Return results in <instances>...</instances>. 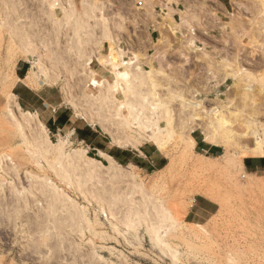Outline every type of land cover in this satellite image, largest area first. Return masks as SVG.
I'll return each instance as SVG.
<instances>
[{"label":"rangeland","instance_id":"rangeland-1","mask_svg":"<svg viewBox=\"0 0 264 264\" xmlns=\"http://www.w3.org/2000/svg\"><path fill=\"white\" fill-rule=\"evenodd\" d=\"M190 41L195 49L184 61ZM113 43L125 62L135 58L141 69L162 72L155 89L163 98H170L166 84L185 97L170 103V122L157 116L162 150L153 143L154 128L125 129L122 147L83 119L98 103L100 85L116 78L103 65ZM235 59L246 74L232 78ZM17 65L25 73L20 80ZM224 72L229 76L222 79ZM239 79L255 97L264 88V0H0V264H264V168L243 167L255 137L236 123L239 139L230 150L195 149L202 121L233 112L227 101ZM15 85L43 99L44 107L36 97L26 99L39 115L19 107ZM112 91L114 105L134 97ZM183 98L203 109L185 128L174 114ZM255 118L264 130V112ZM94 136L135 153L150 149L154 157L117 164L116 176L109 160L92 150L96 143L80 140ZM15 199L19 207L10 204ZM158 210L167 216L159 243L151 236Z\"/></svg>","mask_w":264,"mask_h":264},{"label":"bare ground","instance_id":"bare-ground-1","mask_svg":"<svg viewBox=\"0 0 264 264\" xmlns=\"http://www.w3.org/2000/svg\"><path fill=\"white\" fill-rule=\"evenodd\" d=\"M16 1H18V0H16ZM10 4H8V5L10 6ZM50 6H53V4H51ZM198 6H199V4H198ZM12 8H14V7H12ZM186 12H188V10H186L185 12H182V14H181L182 15V17H181L182 22L181 23H183V24H185L187 22V18H190V17H187L190 15H188L189 13L187 14ZM193 15H195V14H193ZM159 26L157 27V30H158V28L160 29L162 25L160 27ZM180 26L181 25H179V27ZM173 28H175V25ZM176 29L178 30V28H176ZM16 30H17V28H16ZM170 30L171 29H169V31ZM176 32H175V30H172L173 35L177 34ZM159 33H160V31H159ZM11 34H13V32ZM12 36L14 38V35H12ZM12 36H11V39H13ZM161 40H159L157 42L159 45L161 43ZM78 41H80V40L78 39ZM113 45H114V43H113ZM114 46H116V44ZM25 48H27V47H25ZM184 48L186 49L184 51L185 53L181 54V56H182V59L184 61H187L188 55L186 56V54L190 53L191 50H194L195 45L192 41L186 42ZM29 51L30 50L27 48L26 52H29ZM162 53L164 54V52H162ZM32 54H33V52H32ZM162 55H161V57H162ZM123 56L124 55H122L121 50L117 46H116V49H112V51L109 53V55L106 56L107 60H106V62H103V65H105V63H106L108 66H110L111 69L113 70V71L112 70H110V71L114 72L113 74H115L116 78H115V80H113V82H112L113 84L111 83V85L106 86L104 83L100 85V87H101L100 92L101 93L99 92V94H100V97L98 96L99 99L96 97L97 96L96 94L94 95L95 98L93 97L94 100L98 103L96 105L92 104L93 110H90L89 108L85 110V112L82 114L83 119L88 124H90V125L95 124L102 131H104L109 136L112 144L117 145V146H122V147L127 146V142H125L120 137V135L124 133L125 129L134 126V127H136V129H138L141 133L144 134L146 130L154 128L155 131L152 132V130H151V132H152L151 137H152L153 143L158 150H162L163 149L162 143L158 139V135H160L162 132H161L160 127L158 126L159 121L157 120V116L160 113H162V114L164 113V115L167 116L168 120L170 119L169 120V122H170L172 120L171 117L174 116V115H172V111H171L172 109L169 108L170 107L169 105H171L170 103L172 102V100H174V99L176 100L177 97H175V96H178L179 99H181L180 97H184V96H182V94L180 92L177 94L171 93V91H169L170 89L168 88V84H166V86H167L166 88L168 90V93L170 92L169 95H167V97L170 96V98H168V99L163 98L161 96V94L157 91V89H155L156 88V80H158V79H156V74L157 73L161 74L162 72L158 71L155 74L156 71L154 72V70L151 69V66L149 68L151 71H145L137 65L138 61L135 58H132L128 62H125L123 60ZM147 59L149 60L150 58L147 57ZM104 61H105V59H104ZM148 62L146 61V63H148ZM37 63H39V62H37ZM37 63H34V64H37ZM234 63H235V73L233 74L232 78H234L236 76L241 77L243 74H246V71L242 67H240V63L238 61H236V59L234 60ZM225 68H227V67H225ZM230 70H232V69H230ZM41 72H42V69H41ZM182 75H184V73H182ZM228 76H229V74L227 72H224L222 79H224ZM45 78L48 79L46 81H49L48 75H46ZM237 81L238 82H236L235 87L233 88L234 89V91H233L234 97L231 100L229 99L227 101V104L233 109V112L228 113V111H226L224 113L222 111H220V112L217 111L213 115L211 122L202 121V124L200 126H201L202 135H203V140H204V142H206L212 146L222 147V148H224L225 151H228L235 144V142L239 139V136H237L238 134L236 135L235 132L233 131L234 125L236 123H239L245 128V130L247 132L249 131L250 134L253 137H255V139H256L255 140V142H256L255 143V150L246 153L245 157H263L264 156V130L261 129V128H263V124L259 121L258 118H255V116L259 115L260 112H264V98H260V96H264V88H260V89L256 90L257 94H258L257 95L258 98H257V97H255L249 93L250 89H251L250 88L251 86L249 84H242V81H240V79ZM25 82L28 85L33 84V81L30 80L29 78L28 79L26 78ZM50 82H51V80H50ZM122 83H124L125 86H123ZM167 83H169V82H167ZM176 83H177V81H176ZM183 83H185V82H183ZM171 85H173V83ZM98 87H97V89H98ZM113 88L120 90L121 92H124V93L126 92V90L132 91V93H133L132 96H134V97H133V99H128V98H132L131 96L130 97L128 96V98H127L128 100L126 101V103L124 102L125 104H123V105H121L120 103L114 105L115 103H114L113 95H112L113 94V91H112ZM114 91H116V90H114ZM97 93H98V91H97ZM190 95H192V94H190ZM138 97H141L142 99H139ZM190 98H192V97H190ZM191 100L187 101L184 99V100L180 101V105L182 106L183 109L179 108L177 110L178 113H174V114H176L175 117H178L183 121L181 123V127H184V128L188 125V120L191 121L192 123H194L195 121H198L200 118V113L203 110V109L201 110L200 106H199L200 108L196 107L199 104L194 106L191 103ZM122 106L126 107V109H127L126 115H123L122 113H120V109ZM88 107H91V105ZM177 114H179V116H177ZM25 115L29 116V118L25 117V121L30 122L28 120L31 118L30 117L31 114L25 113ZM160 115H159V117H160ZM30 120H32V118ZM23 121H24V119H23ZM26 122H24V123H26ZM168 125H170V123H168ZM192 144L194 145V141H192ZM57 146L60 147L61 143L58 144ZM76 154L80 159H83L81 153L80 154L76 153ZM102 155L104 156V154H102ZM104 157L106 158V156H104ZM107 158H109V157H107ZM85 160H87V162H89V164L100 165V163L98 161L94 160L93 158L86 157V159H84V161ZM108 160L110 162L109 168L111 170H113V172H115L116 176H121V174L119 172L120 166H118L113 161H111V159H108ZM41 195H45L43 192V189H41ZM13 203L15 205H17L15 207L20 206L19 200H17V199L12 200L10 202V204H13ZM17 210H20V209H17ZM54 213L55 212H52V214H54ZM157 213L159 215L160 220H159L157 229H155L154 231H151V236H152V240L154 242L159 243L162 241V239H161L160 235H158V229L159 228L161 229L162 227L165 226V219H167V216L165 215L163 210H158ZM54 215H52V216H54ZM163 250L168 251L167 245H164Z\"/></svg>","mask_w":264,"mask_h":264},{"label":"crops","instance_id":"crops-1","mask_svg":"<svg viewBox=\"0 0 264 264\" xmlns=\"http://www.w3.org/2000/svg\"><path fill=\"white\" fill-rule=\"evenodd\" d=\"M163 4L165 6V9L168 10L171 8L173 11H176L173 5H170V8H168V5L166 3ZM176 15L177 14H174L172 21H175ZM130 32H131V36L134 37L136 31H130ZM17 71L18 73H20L17 77L20 80V78H22L25 74L23 67L17 65ZM13 90H14L13 96L17 99L18 105L21 109L23 107L25 110H27V112H35L36 114L39 115L40 109L39 108L33 109L32 107H29L28 102L26 101L27 98L36 97L37 100L35 101V103L39 104L41 102L40 105L44 107V101L39 95H37L35 92H32L26 86L15 85ZM78 130L80 131L81 135H84V133L86 134L85 131H87L85 128H78ZM90 131L91 130H89L88 133H91ZM91 138L81 137L80 140L82 142L84 141L90 142L89 144L91 146H93L94 143H96L95 146H93L92 150H94L97 153V155L102 156V154H104L106 158L109 157L107 159H111V161H113L115 164H118L120 166L122 165L136 166V161H138L137 159H140L141 157H143V159H147V158L152 159L154 157L155 152L147 148H145L141 152L135 153V151L133 150H127V149L119 148L117 146H107L98 139V136H94L93 140H91ZM216 147L217 146L215 147L210 146V144L205 143L204 140H201L200 142H195V149H198L204 153H208L210 148H213L212 151H217L218 148ZM104 156H102L103 159H106L104 158ZM243 167L246 171H250V172L264 168V156L247 158L245 161H243ZM194 203H195L194 206L197 207L196 201Z\"/></svg>","mask_w":264,"mask_h":264},{"label":"trees","instance_id":"trees-1","mask_svg":"<svg viewBox=\"0 0 264 264\" xmlns=\"http://www.w3.org/2000/svg\"><path fill=\"white\" fill-rule=\"evenodd\" d=\"M212 149H213V148H210V149H209V153H211V154L213 153Z\"/></svg>","mask_w":264,"mask_h":264}]
</instances>
